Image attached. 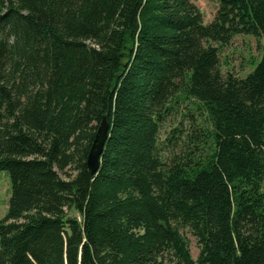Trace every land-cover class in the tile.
Segmentation results:
<instances>
[{
	"label": "trees",
	"instance_id": "1",
	"mask_svg": "<svg viewBox=\"0 0 264 264\" xmlns=\"http://www.w3.org/2000/svg\"><path fill=\"white\" fill-rule=\"evenodd\" d=\"M237 34L263 42L243 79L219 69ZM175 100L213 149L165 165ZM0 171V264H264V0H219L209 24L193 0H0Z\"/></svg>",
	"mask_w": 264,
	"mask_h": 264
},
{
	"label": "rangeland",
	"instance_id": "2",
	"mask_svg": "<svg viewBox=\"0 0 264 264\" xmlns=\"http://www.w3.org/2000/svg\"><path fill=\"white\" fill-rule=\"evenodd\" d=\"M193 3L202 13L204 24L211 23L219 10V0H193ZM262 43V37L237 34L227 45L220 46L218 59L223 77L245 78L260 61ZM208 129L209 124L202 110L186 100L173 101L161 118L158 132L157 153L162 163L169 165L180 159L205 158L213 149L210 140L205 137ZM10 192L8 173L0 171V220L6 215ZM70 216L80 220L75 212H71ZM181 234L192 259L196 260L199 254L197 240L187 229L181 230Z\"/></svg>",
	"mask_w": 264,
	"mask_h": 264
},
{
	"label": "water",
	"instance_id": "3",
	"mask_svg": "<svg viewBox=\"0 0 264 264\" xmlns=\"http://www.w3.org/2000/svg\"><path fill=\"white\" fill-rule=\"evenodd\" d=\"M108 130L107 123H101L87 154L86 165L91 175H94L99 169L100 158L107 139Z\"/></svg>",
	"mask_w": 264,
	"mask_h": 264
}]
</instances>
